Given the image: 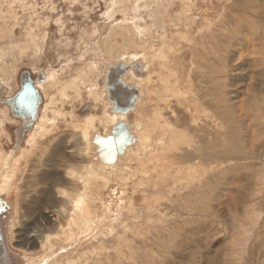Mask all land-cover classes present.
<instances>
[{"label":"rangeland","instance_id":"374dc122","mask_svg":"<svg viewBox=\"0 0 264 264\" xmlns=\"http://www.w3.org/2000/svg\"><path fill=\"white\" fill-rule=\"evenodd\" d=\"M187 3L190 11L184 13ZM135 22L142 30L134 40ZM163 41L173 48L168 59L179 91L173 104L181 113L156 90L149 91L146 105L137 104L133 122L139 117L144 133L161 134L166 145L141 162L131 160L107 187L91 185L95 200L88 203L96 219L88 235L75 238L79 225L70 232L53 216L63 200L55 198L58 186L44 172L63 173L90 159L72 155L54 165L56 160H47L51 153L46 159L37 150L44 149V141L27 156V144L16 146L18 122L3 114L6 100L19 90L23 72L32 80L55 75L54 82L48 81L56 83L53 88L36 84L41 93L54 96L92 63L102 74L120 54L124 58L118 62L138 66L137 59L151 60V50ZM161 63L149 61V71L139 78L148 72L151 78L167 77ZM95 75L89 78L94 81ZM0 87L5 90L0 94V149L24 156L6 200L9 247L22 259L264 264V0H0ZM214 123L221 126L218 136ZM58 124L51 146L71 132V125ZM168 125L173 128L167 130ZM190 155L195 163L187 159ZM42 237L48 241L40 247Z\"/></svg>","mask_w":264,"mask_h":264},{"label":"bare ground","instance_id":"6f19581e","mask_svg":"<svg viewBox=\"0 0 264 264\" xmlns=\"http://www.w3.org/2000/svg\"><path fill=\"white\" fill-rule=\"evenodd\" d=\"M181 11L184 13H188L190 11V5L188 3L184 4V6L181 7ZM141 26V23L138 22H135L132 26L131 35L133 36L134 40L135 38H140V31L142 30ZM119 33L121 32L119 31ZM162 44V47H157L156 49L153 48L151 50L152 53H150L151 56L149 57V59H160V61L163 62L161 63V66L163 65L162 67L169 71V75L167 77L158 75L155 78H151V73L148 72V77L146 75V77L140 79L139 76H143L142 73H146L145 70L149 71V61L151 60L147 62L145 59V62H143L140 59L141 62H139V60L136 58L139 65H135L136 61H133V63L131 65H128L127 67L125 62V64H121L120 62H118L122 57L124 58V55L120 56V54H118L116 58L119 60L115 62H113L114 60L111 61L113 62L112 64L111 62L108 63L106 65V70H104L102 74L101 72L98 73L99 70L96 69L95 64L92 63L87 71H80L76 79H72L69 84L66 85L64 83L60 88L56 89L57 91L54 96L53 93L51 94V96H49L45 91L41 93L42 102L45 100V109L42 111L41 118H39L37 122L34 123L35 125L30 130V132H28L23 142L28 145L25 151L26 155L28 156V153L31 152L33 147L39 146V143L41 144V141H44V145L41 147H44V149L37 150L42 154L45 153V155H47V153H51V157L47 159V157H49L48 154L46 156V159L56 160L54 165L59 160L62 161V159H65L66 157L71 159L72 155H74L76 159H90V161L86 163L85 161H82V164L79 166L69 165L63 173L55 171L54 169L52 171L49 170L44 172L46 178L49 177L51 179L50 183L53 182L54 186H58L54 192L55 198L63 200H61V205H59L57 209L52 211L53 216L55 220H57L60 228L64 229L66 227L70 230V232L72 231V228L77 229L79 225V234L75 235V238L82 237L83 235H88V233L92 230L94 219H96L94 216L96 213L95 211L93 212L92 210H90V205L88 203L89 200H95L91 190V185L94 186L103 182L104 188L107 187L112 179L120 178L119 172H121V170L126 166L130 165L131 160L135 159L141 162L145 157L155 154V152L163 149V147L166 145L164 140L161 138V134H159V137L154 138L152 134L153 132L144 133L143 126L140 123L139 117L135 122H133L134 117L137 113V104L146 105L147 100L149 99V91L153 92V90H156L157 94L161 96L163 100L167 101V104H172L173 110H175L177 113H181L177 108L178 106L176 107L173 104L177 101V98H175V96H179V91L176 88V85L178 84V78H175L176 73L173 67L170 66V62L168 59V56L173 52V48L165 43V41H163ZM118 65H120L119 67L125 66L128 68V70L126 69L125 74L118 77L121 84H115V87H118L116 90L118 91L124 89L127 91V95H131L132 98L136 99L134 109L128 111L127 114H122L120 112L116 113L118 107L115 105V103H113L114 92H111L107 89L108 84L113 81L111 79H108V76L114 73V70L117 69ZM139 70L142 71L139 72ZM162 70L164 71V69ZM90 73H97V76L95 75L96 78L92 76L96 80L92 81V79L89 78ZM51 77L52 74L48 75V80H46L47 77L43 80L42 75L41 80L36 81L39 84H47L48 81L54 82V80L57 78H55V75L54 77ZM45 80L47 81L46 83H44ZM55 84L51 83L50 87H55ZM96 106H100L102 110L101 112L98 111L94 114L93 112L97 111ZM39 110L40 109L37 108L36 117H40ZM6 113H8V108L3 112L5 117ZM2 115H0V119L2 118ZM58 122L71 125V132L64 137L59 138V140L56 141L55 145L51 146L49 145V142L54 137L52 133L53 130L59 125ZM120 123L124 124L122 127L125 126L127 129H129V134L132 142H130V144L126 147L123 154L119 156L117 155L118 157L115 160H107L101 154L99 141L101 140V138H105L106 136H108L113 128ZM154 126L155 124L153 123L151 128H153ZM212 127H216V131H214L216 132V136L221 134V126H218L216 123H214ZM172 128L173 126L171 125H168L166 127L167 130H171ZM114 130L116 131V129ZM198 131H204V133H206V131L203 129H199ZM207 133L212 135V133H210L209 131ZM122 136L128 135L125 132ZM96 143L98 144L99 149H96ZM16 146H20V144H16ZM113 150L115 149H112L111 147L110 152H113ZM110 152H108V158L111 159L114 153ZM192 155L188 156L187 159L195 163L197 158ZM215 155H217V153ZM22 157L24 156H13L12 152L5 153L2 149H0V197H3L5 201L7 200V197L9 195L10 187L14 184L17 177V169L18 166L21 165L20 160ZM24 185H26V188L29 183L27 182ZM71 187H73L74 190ZM49 189H51V187L48 188V190ZM48 190H46V192H48L49 195H46L52 196L51 190ZM70 191L75 192L76 195L70 197ZM105 205L103 204L106 209L105 211L108 212L109 207L108 205ZM70 235L71 238L74 237V234ZM47 241L48 239L45 240V237H42L41 242H39L38 245L40 244V247H43L47 243ZM20 259L22 261V264H50L49 262H44V259H41L39 262L28 261L24 258Z\"/></svg>","mask_w":264,"mask_h":264},{"label":"water","instance_id":"95a60500","mask_svg":"<svg viewBox=\"0 0 264 264\" xmlns=\"http://www.w3.org/2000/svg\"><path fill=\"white\" fill-rule=\"evenodd\" d=\"M119 66L120 65H118L117 69L114 70L113 74L108 76V79H111L113 81H111L108 84L107 89L111 92H114L113 103H115V105L118 107L116 113L120 112L122 114H127L128 111L134 109L136 99L132 98L131 95H127V91L124 89H121L122 91L116 90L118 87H115V84L117 83L121 84L118 77L124 75L126 69L128 70L127 68L128 65L127 67L125 66L119 67ZM23 75H25L26 77V81L22 85L23 91H21L15 98L11 99L9 102L16 103V105L12 104L14 106L13 112L15 113L17 111L15 116L19 117L21 120L27 123L30 117H32L30 121H34L36 119V109L33 108L32 111L29 112L26 108H23L21 106L20 99L21 97H28L30 96L29 94L31 92H34L37 96V101H39L40 94L36 88H33L32 81L29 78V73L25 72ZM123 125L124 124L121 123L117 124V126L113 128V130L108 136H106L105 138H101V140L103 141L101 140L99 141L101 154L107 160H115L119 155L124 153L126 147L130 144V142H132L129 134V129H127L125 126L122 127ZM114 129H116V131ZM125 132L127 133L128 136H122L124 135ZM99 146L97 144L96 149H99ZM111 147L112 149H115L113 150V152H110ZM108 152L114 153L111 159L108 158ZM9 222H10L9 206L5 201V199L3 197H0V264H22L21 263L22 261L20 259L21 257L14 251H12L9 247V243H8Z\"/></svg>","mask_w":264,"mask_h":264},{"label":"flooded vegetation","instance_id":"af4514ba","mask_svg":"<svg viewBox=\"0 0 264 264\" xmlns=\"http://www.w3.org/2000/svg\"><path fill=\"white\" fill-rule=\"evenodd\" d=\"M24 73H25V72H23V74H24ZM23 74H22V76H20L19 90L14 94V96H12L10 99L6 100V105H7V107H8V112H9V113H8V117H9L10 119H13V120H15V121L18 122V128H17V132L15 133V138H17L18 144H20V146L23 144V142H24V140H25V138H26L28 132H30V130H31V129L33 128V126L35 125L34 123H36L37 120H38V116H37L36 119H35L34 121H30L31 118H32V117H30V118H29V121H27V123L24 122V121L21 120L19 117L15 116V114H16L17 111H16L15 113L13 112L14 106H13L12 104L16 105V103L9 102L11 99L15 98V97H16L21 91H23V86H22V85H23V83H25V81H26V77H25V75H23ZM29 78H30V80L32 81V86H33V88H36V89L38 90L39 94H40V101H37V102L35 103L34 107H33V108L36 109V112H37V108L40 109L41 102H42V97H41V91L39 90V88L36 87V84H38V83L36 82V80H41V77L38 76L36 79L32 80V79H31V76H30V74H29ZM4 92H5V90L2 89V88L0 87V94H3ZM29 95H30V94H29ZM29 123H30V125H29ZM31 124H32V125H31ZM20 146H17V147H20Z\"/></svg>","mask_w":264,"mask_h":264},{"label":"snow or ice","instance_id":"6c2138e0","mask_svg":"<svg viewBox=\"0 0 264 264\" xmlns=\"http://www.w3.org/2000/svg\"><path fill=\"white\" fill-rule=\"evenodd\" d=\"M37 101V96L34 92L30 93L28 97H21L20 104L23 108H26L29 112L32 111L35 103Z\"/></svg>","mask_w":264,"mask_h":264}]
</instances>
